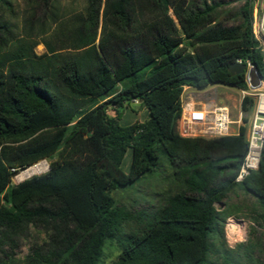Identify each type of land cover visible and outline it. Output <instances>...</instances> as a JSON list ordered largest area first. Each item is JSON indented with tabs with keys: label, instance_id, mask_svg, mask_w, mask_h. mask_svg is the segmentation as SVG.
<instances>
[{
	"label": "trees",
	"instance_id": "trees-1",
	"mask_svg": "<svg viewBox=\"0 0 264 264\" xmlns=\"http://www.w3.org/2000/svg\"><path fill=\"white\" fill-rule=\"evenodd\" d=\"M255 1L239 0L229 13L214 0H85L62 21L57 0H38L36 21L41 32L48 22L57 26L55 44L19 36L0 17V264H102L112 242L114 264H215L213 241L222 236L215 205L235 189L256 201L264 224V146L257 170L237 183L245 126L213 139L181 138L175 130L184 86L246 90L245 74L228 70L236 60L263 76L251 32ZM0 11L13 14L10 0H0ZM34 19L35 11L27 24ZM133 101L147 119L122 126V110ZM252 104L243 98L241 112ZM42 160L48 172L11 184ZM162 167L173 185L154 209L115 203L113 191ZM32 232L44 239L16 260Z\"/></svg>",
	"mask_w": 264,
	"mask_h": 264
},
{
	"label": "rangeland",
	"instance_id": "rangeland-1",
	"mask_svg": "<svg viewBox=\"0 0 264 264\" xmlns=\"http://www.w3.org/2000/svg\"><path fill=\"white\" fill-rule=\"evenodd\" d=\"M214 1H221L224 3L225 5L223 6L222 11L229 13L233 12L238 6L243 4L242 2L239 3V0ZM10 2L13 14L8 11H0V17L14 26V32L17 35L24 37L29 35L38 42L46 40L52 44L56 43L53 39V34L57 26L50 25L48 22L45 32H41L40 23L39 21H36V19L42 18L43 14V10L38 6V0H10ZM84 3L85 0H57L56 7H58L59 13L62 16L61 20H68L72 14L82 11ZM263 3L264 0H256L254 7L259 11ZM33 11H35V23L33 27H31L27 24V19ZM44 52L45 49L41 44L35 48V53L38 55ZM148 72L149 70L145 71L143 77L146 76ZM192 92L195 93V98L197 100L229 107L231 121L234 122L237 120L241 101V95L237 89L222 85H211L204 90H194ZM107 114L111 118L115 117L112 108L107 109ZM241 118H246L247 122L243 123V121H241L240 126H245L247 128L251 118V112H241ZM146 119L147 110L138 102L133 101L122 110L120 124L122 126H127L134 122L142 123L146 121ZM231 128L235 129L236 126L232 125ZM43 161L47 163L48 169L41 174H44L49 170L50 162L47 160H42L40 162ZM130 161L131 151L129 150L125 154L121 164V169L124 173L128 172ZM20 172L21 171L15 173L14 176L18 175ZM14 176L11 179L12 185L24 181H16ZM30 178L31 177L27 179ZM172 185L173 180L170 177V171L166 167H162L155 175L139 179L129 190L113 191L112 196L115 203L118 205H123L131 209L150 211L159 204L162 195H164L167 189ZM215 208L220 212L221 220L219 221L218 228L222 230V236H219L218 239L213 241L214 249L210 255V261L215 264H221L222 255H228L230 256L231 261H233L230 264H264V224L261 221V210L256 201L252 197L245 195L242 191L235 189V191L227 196L222 205L217 204L215 205ZM231 221L237 226V242H232L227 233V225ZM131 228L132 225L127 224L123 227V232L127 233ZM43 239V235L32 232L29 240L21 242L19 249L15 252L14 258L16 260H21L28 253V246L32 241L40 242ZM223 240L225 246L222 244ZM249 246L254 247L251 248L252 253L247 255L244 252V248ZM118 253V248L115 242L107 244L103 250L102 264H114Z\"/></svg>",
	"mask_w": 264,
	"mask_h": 264
},
{
	"label": "built area",
	"instance_id": "built-area-1",
	"mask_svg": "<svg viewBox=\"0 0 264 264\" xmlns=\"http://www.w3.org/2000/svg\"><path fill=\"white\" fill-rule=\"evenodd\" d=\"M251 32L262 55L263 76L260 75L258 88L251 89L246 83V90H238L241 100L246 97L251 99L253 104L245 135L247 149L234 180L237 183L249 172L257 170L264 146V3L259 11L256 7L253 8ZM235 63L243 64L240 60H236ZM244 65L246 69L255 68L249 62ZM189 91L190 87L184 86L180 94V114L175 122V130L179 137L213 139L238 135L242 121L241 110L237 120L233 122L229 107L197 100L195 94ZM232 125L236 128L232 129Z\"/></svg>",
	"mask_w": 264,
	"mask_h": 264
},
{
	"label": "bare ground",
	"instance_id": "bare-ground-1",
	"mask_svg": "<svg viewBox=\"0 0 264 264\" xmlns=\"http://www.w3.org/2000/svg\"><path fill=\"white\" fill-rule=\"evenodd\" d=\"M47 169H48L47 163L39 162L21 171L18 175H15L14 177L16 181H21L33 175L41 174L45 172ZM227 233L232 242H237L238 230H237V226L232 221L227 225Z\"/></svg>",
	"mask_w": 264,
	"mask_h": 264
},
{
	"label": "water",
	"instance_id": "water-1",
	"mask_svg": "<svg viewBox=\"0 0 264 264\" xmlns=\"http://www.w3.org/2000/svg\"><path fill=\"white\" fill-rule=\"evenodd\" d=\"M228 70L231 75L245 74V80L249 88L256 89L260 86L261 76L255 68L246 69L244 64L233 63Z\"/></svg>",
	"mask_w": 264,
	"mask_h": 264
},
{
	"label": "crops",
	"instance_id": "crops-1",
	"mask_svg": "<svg viewBox=\"0 0 264 264\" xmlns=\"http://www.w3.org/2000/svg\"><path fill=\"white\" fill-rule=\"evenodd\" d=\"M192 91H194V89L190 88V93L195 94V93L192 92ZM119 123H120V121H119ZM120 125H121V124H120Z\"/></svg>",
	"mask_w": 264,
	"mask_h": 264
}]
</instances>
